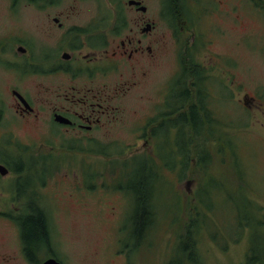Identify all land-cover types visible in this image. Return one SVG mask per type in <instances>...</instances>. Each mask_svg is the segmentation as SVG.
<instances>
[{
    "label": "rangeland",
    "instance_id": "rangeland-1",
    "mask_svg": "<svg viewBox=\"0 0 264 264\" xmlns=\"http://www.w3.org/2000/svg\"><path fill=\"white\" fill-rule=\"evenodd\" d=\"M3 1H8L0 9L3 18L19 19L22 9ZM167 1L151 4L167 17ZM181 5L182 20L174 26L182 41L177 30L158 29L153 36L158 51L140 64V87L116 98L111 93L103 127L92 133L105 134L97 142L115 160L114 155L134 146L138 127L142 135L151 124L157 147L151 158L145 207L147 212L155 211L154 217L147 216L139 241L131 217L135 200L128 191H137L141 185L136 181L139 171L124 159L136 154L145 163L156 142L142 140L124 159L117 156L116 164L128 173L129 181L121 171L109 176L113 163L107 156H93L89 164L90 157L75 152L73 158L62 156L64 152L55 154L52 149L57 147L47 143L44 156L56 155L61 165L49 166L59 169L48 176L42 212L48 220L51 252L64 264H246L255 225L260 224L258 233L264 236V0H220L223 12L219 0H182ZM234 7L238 22L230 15ZM12 30V26L5 29V39ZM20 34L28 40L31 52L39 53L36 57L56 59L59 47H46ZM199 66L203 88L196 94L190 81L191 72ZM180 85L191 91L188 101ZM30 89V97L38 102L41 93L33 86ZM246 93L254 95L253 109L242 105ZM4 97L0 92V99ZM199 100L193 135L183 114ZM145 117L157 120L153 124L150 119L139 120ZM208 125L214 126L210 134ZM87 165L91 171L84 176ZM91 172H96L93 178H89ZM81 183L89 185L87 193L78 189ZM189 229L194 239L190 261L185 237ZM182 240L185 244L179 246Z\"/></svg>",
    "mask_w": 264,
    "mask_h": 264
},
{
    "label": "flooded vegetation",
    "instance_id": "flooded-vegetation-1",
    "mask_svg": "<svg viewBox=\"0 0 264 264\" xmlns=\"http://www.w3.org/2000/svg\"><path fill=\"white\" fill-rule=\"evenodd\" d=\"M152 1L10 0V7L22 9L19 19L3 18L0 12V92L5 94L0 99V264H42L56 258L42 201L48 176L59 169L49 166L61 163L56 155L45 162L47 143L88 144L104 137L92 133L103 127L109 95L116 98L140 87V64L158 51L153 42L158 29L177 30L182 41L174 26L182 20V0L167 1V17ZM6 6L8 1L0 0V9ZM235 12L234 7L230 15L238 22ZM10 26L15 31L5 39ZM22 32L46 47H59L56 59L36 57L39 53L31 52L28 40L20 37ZM71 41L79 43L74 46ZM194 73L199 84L193 74L191 87L196 94L202 93L200 66ZM31 86L41 93L38 102L30 97ZM184 93L188 101L191 91L185 88ZM245 99L244 105L251 108L254 97ZM200 106L201 102L190 105L188 115ZM188 115L186 128L194 130ZM152 133L150 126L137 139L149 141ZM60 148L56 154L77 152L69 146ZM40 213L46 239L29 240L26 221Z\"/></svg>",
    "mask_w": 264,
    "mask_h": 264
},
{
    "label": "trees",
    "instance_id": "trees-1",
    "mask_svg": "<svg viewBox=\"0 0 264 264\" xmlns=\"http://www.w3.org/2000/svg\"><path fill=\"white\" fill-rule=\"evenodd\" d=\"M190 115H188L189 121L191 120V123H192L193 127L195 128L196 126H194V121L197 122V120H194V118L196 117L197 114L195 113L194 108L191 109ZM183 116H184V123H186L188 121V119L186 118L187 115L183 114ZM208 128L209 129H207L208 130L207 134H210V130H214L213 129L214 126L208 125ZM210 136H213V135H210ZM97 146L98 145L94 144V149H97ZM136 160H137V162L134 159L126 160L124 162H129L130 166L136 167L137 170L139 168V170H138L139 173H138L136 181L138 183H140L141 185L139 186L137 191H135L131 188V191L133 192L134 195L136 194V197L139 201L138 205L136 207V210H135V217L132 219V221L135 223V226H136L135 238H136V240L139 241L141 239V233L140 232L142 230V227L147 226V223H148L147 222V216H148L147 214H149V213L146 211L147 207H145L146 206L145 198L149 194V186H147V185L149 184L148 181L150 179H152V173H151V170H148V168L145 170H142V167L143 168L145 166L147 167V165L150 164L151 160L149 158H146L145 163H143L140 159H136ZM120 168H122V167L120 166ZM124 175L126 176V179L129 181L128 173L127 174L123 173V176ZM129 186H130V184H129ZM259 225H255V231L252 233V235L250 237L251 247L249 248L248 255L246 256V261L249 262L248 264H256V263H254L253 260L258 261L259 263H257V264H264V236H261L258 233V231L260 230ZM44 227H45L44 226V218H43L41 213L37 216H33V218H29L26 221V225H25V228H26L25 236H26V238L29 240L35 239L36 237H40L41 239H46ZM186 237H187V241H188L186 243V245L189 246V249L191 250L190 255H189V258L191 260V253L194 250V243H193L194 239H193V235H192V232L190 229L188 230ZM132 245H133V248L136 249L135 244L133 243ZM252 252L254 254H251Z\"/></svg>",
    "mask_w": 264,
    "mask_h": 264
},
{
    "label": "water",
    "instance_id": "water-1",
    "mask_svg": "<svg viewBox=\"0 0 264 264\" xmlns=\"http://www.w3.org/2000/svg\"><path fill=\"white\" fill-rule=\"evenodd\" d=\"M44 264H58V263L55 262L54 260H49V261L45 262Z\"/></svg>",
    "mask_w": 264,
    "mask_h": 264
}]
</instances>
